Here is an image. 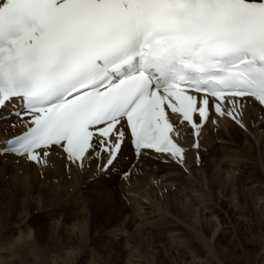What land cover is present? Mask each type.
Instances as JSON below:
<instances>
[{
  "label": "snow or ice",
  "instance_id": "1",
  "mask_svg": "<svg viewBox=\"0 0 264 264\" xmlns=\"http://www.w3.org/2000/svg\"><path fill=\"white\" fill-rule=\"evenodd\" d=\"M253 104L264 0H0V155L16 163L58 153L93 181L121 159L183 166L184 135L198 149L220 118L247 130Z\"/></svg>",
  "mask_w": 264,
  "mask_h": 264
},
{
  "label": "bare ground",
  "instance_id": "2",
  "mask_svg": "<svg viewBox=\"0 0 264 264\" xmlns=\"http://www.w3.org/2000/svg\"><path fill=\"white\" fill-rule=\"evenodd\" d=\"M263 116L264 110L253 104L245 110L247 130L225 118L218 119L214 125L208 123L201 132L200 146L195 150L191 149V133L184 135L182 144L187 150L183 166L175 162L163 163L152 159L143 161L139 167H134L121 159L117 163V170L108 174L112 176L117 173L114 183L104 177L93 181L91 176L95 171V165L91 171L81 170L74 165L66 167L58 153L52 155L48 166L43 168L24 160L16 163V158L12 155H1V158L4 166L17 175L15 176L17 181L20 175L33 171L39 175L38 179L49 182L51 187L55 188V193L62 189L66 191L73 186L68 195L74 206L78 205L81 192L78 189L81 187L89 185L90 188L101 192L105 197L102 203L111 210L115 209L118 220L114 227L105 233L115 238L116 243L123 242L124 246L116 253L119 257L125 258L126 264H197V261L201 264H264V123L261 122ZM4 123L7 121H0V126ZM2 136L3 133H0V137ZM239 138L243 141L240 145L237 144ZM256 150L258 154H254ZM196 153L200 156L198 165ZM227 154L235 155L237 158L228 160L226 158L230 157ZM124 155L132 158L128 147H125ZM221 159L225 161L222 162ZM121 168L125 171L127 168L131 169L128 178H119ZM230 174H234L232 179L228 176ZM67 176H70V179H67ZM51 179L57 183L51 182ZM222 181L227 185L226 188L220 185ZM35 184L37 182L32 187H36ZM43 185L46 186L44 183ZM110 186L112 189L106 191ZM172 186L174 189L170 190ZM25 187L22 185V188ZM53 188L50 190L53 191ZM45 194L46 197L50 196V194L47 196V192ZM232 195L233 198H229ZM225 197L227 199H221ZM122 199L128 201L127 205L121 202ZM233 200L235 201L232 202ZM11 201L12 199L10 203ZM12 203L14 204V201ZM114 203L118 205L115 207ZM79 213L84 217L88 211L84 207ZM85 224L86 222L80 228L75 226L78 228V240L81 243L78 250L71 244L67 251L57 249L56 244L50 245L49 250H52L49 252L51 254L49 259L53 256L50 262L44 261V255L49 250L44 253L37 248L31 253L32 261L22 263L18 260L17 263L74 264L73 260H76L77 256L73 255L75 253L72 248L76 253L81 252L82 242L88 237H85L88 232ZM57 237L59 238L54 234L52 240L58 241ZM29 245L30 242L26 241L23 247ZM101 247L102 250L96 249L94 253L99 257L98 262L91 260L93 261L91 264H116L112 259L114 252L104 246ZM193 252L196 254L195 257L192 255ZM70 255L73 257H68ZM7 262L0 257V264Z\"/></svg>",
  "mask_w": 264,
  "mask_h": 264
},
{
  "label": "rangeland",
  "instance_id": "3",
  "mask_svg": "<svg viewBox=\"0 0 264 264\" xmlns=\"http://www.w3.org/2000/svg\"><path fill=\"white\" fill-rule=\"evenodd\" d=\"M261 122L264 123V116L261 118ZM246 135H248V134H246ZM240 140H241V138H239L237 140L238 145H240V143L243 142L242 140L241 141ZM254 154H258V151L256 150L254 152ZM227 155H229V157H230V158H228V157L226 158L228 160L233 159V157L237 158V157H235V155L234 156H232L231 154H227ZM238 157H239V155H238ZM221 160H222V162L225 161V159H221ZM4 167L5 166H4V164L2 162V158L0 156V194H1L0 195V205H1L0 206V215H1L0 216V257L4 260V262L8 261L7 264H18L17 263L18 260H19V262H22V263H24L25 261H27V262L32 261V254L31 253H32L33 249L38 248V250L44 251V253H45V251L50 249V245H55V244H56L55 246L57 247V249L59 248L62 251H67V249H69V247H70V244L73 247L76 246L75 248L78 250L79 247H81V243L78 240L79 234H77V231H78V228L82 227V225L86 222L85 227L86 226L88 227V232H87V235H85V237H87V236L88 237L84 238L86 240V242H85V240L82 242V245H83V249H81L82 253L78 251L79 253L77 252L78 253L77 254L76 250L72 248V251L75 253L73 255L77 256V259L73 260L74 261L73 263L74 264H91L93 261H96V260H97L96 262H98L99 257H98V255L96 257V254H94V253H95L96 249L101 248V250H102L103 248L101 246H104L105 248H108L114 252L113 257H112V259H114L113 262H115L116 264H126L125 258L119 257L116 253L118 249H121V247L124 246L123 242L116 243L115 238L109 237L108 234L105 233L110 228L114 227L115 223L118 220H117V216H116L117 212L115 211V209L111 210L110 207L105 206L102 203V201L105 197L102 195L101 192L96 191V189H94V188L93 189L90 188L89 185L81 187L80 189H78L79 192L81 191L79 194L78 205L74 206L72 203L73 201H71L69 199V195H68V194H70V191H71L73 186L70 189L67 188L66 191H65V189H62V190L57 191L58 193L57 192L55 193V191H56L55 188L51 187L52 185H50V183L46 182L44 179H41V178L38 179L39 175L36 174L35 172L29 171V173H27V174L24 173V175H20V178L18 180L19 182H18L17 177H15L17 175H15L12 170H9L7 167H5V168ZM31 172H33V173H31ZM31 174L33 176H35L36 178L33 176L31 177ZM116 175H117V173L112 175V176L106 175V176H104V178L105 179H111V181L114 183ZM10 176L11 177L13 176L15 178V180L13 181L14 178L12 177V179H11ZM23 176L25 178H23ZM228 176H230V179H232L234 174H230ZM28 178H30L31 180ZM66 178L70 179V176H67ZM29 180H30V182H29ZM25 181H28V182L25 184L24 183ZM34 181L37 182V184H35V186L37 185L36 187H32V186H34V183H36ZM50 181L53 183H57L54 179H51ZM14 183H16V185ZM18 183H19V185H18ZM43 183L46 184V186L43 185ZM80 183L81 182L79 179L78 184H80ZM224 183L225 182L222 181V182H220V185L222 187L226 188L227 185ZM13 184L15 185V187ZM20 184H21V186H20ZM22 185H23V187H25V186H28V187L22 188ZM47 185H49V186L47 187ZM19 186H20V189L18 188ZM45 187H47L48 189L47 188L45 189ZM14 188H16V189L18 188V189L16 190ZM26 188H28L29 191H27ZM33 188H35V189H33ZM51 188H53L52 190L54 192L50 190ZM110 188L112 189V186H110L109 189L107 187L106 191L110 190ZM173 189H174V186H172V188L170 190H173ZM19 190H22V191H19ZM25 190L27 192H25ZM16 191L20 192L21 194L17 193ZM49 191H50V193H49ZM41 192H43V193H41ZM46 192H47V196H49V194H50L49 197H46V194H45ZM15 193L17 194V196ZM43 194H45V195H43ZM41 195H43L45 197H43ZM98 195L100 197H98ZM29 196H30V198H29ZM7 197L8 198L11 197V198H9L10 200L12 199L11 203H10L9 199H8L9 202H8V200H4V199H7ZM229 198L232 199L233 195L229 196ZM82 199H83V201H82ZM221 199L225 200V199H227V197L221 198ZM48 200L51 202H49ZM13 201H14V204L12 203ZM26 201L28 204L26 203ZM31 201H33V202H31ZM234 201L235 200H233L232 202H234ZM121 202L126 203V205L128 203V201H125L124 199H122ZM226 202H228V201H226ZM8 203H10L12 205H10ZM21 203L24 204L23 206L25 208L22 206ZM37 203H38V205H37ZM114 205L116 207V205H118V204L114 203ZM3 206H5V207H3ZM9 206H11L12 208ZM84 207L87 209L88 213L85 214L84 217H82L81 214L79 213V211H80V209H82ZM204 214L205 213L203 211V215ZM238 219H240V218H238ZM73 222H75V223H73ZM73 225H74V227H73ZM75 226H77L78 228ZM219 228H221V227L219 226ZM54 234H55V236H59V238L57 237L58 241H57V239L52 240V237ZM60 238L62 240H60ZM75 238L77 240H73ZM22 239H24V240L22 241ZM26 241H29L30 245L25 248L23 246H24V243H26ZM109 243H111V244L109 245ZM113 243H115V244H113ZM58 244L61 245L62 247L59 246ZM51 250L47 251L48 254L45 253L46 255H44V261L48 260L50 262V259L53 258V256H51L49 259V256L51 255L50 254ZM91 251H93V252H91ZM68 257H73V256L70 255ZM91 260H93V261H91ZM87 261L88 262L91 261V262L88 263ZM197 264H201V263L199 261H197Z\"/></svg>",
  "mask_w": 264,
  "mask_h": 264
}]
</instances>
